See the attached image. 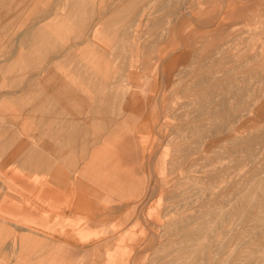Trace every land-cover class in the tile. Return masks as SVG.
<instances>
[{"label":"rangeland","instance_id":"obj_1","mask_svg":"<svg viewBox=\"0 0 264 264\" xmlns=\"http://www.w3.org/2000/svg\"><path fill=\"white\" fill-rule=\"evenodd\" d=\"M0 61V126L39 134L68 172L87 160L58 133L79 113L126 175L71 211L55 180L52 204L24 223L25 243H5L0 264H264V0H5ZM40 92H59L72 113L52 104L36 115ZM45 173L0 158L7 213L54 179Z\"/></svg>","mask_w":264,"mask_h":264},{"label":"crops","instance_id":"obj_2","mask_svg":"<svg viewBox=\"0 0 264 264\" xmlns=\"http://www.w3.org/2000/svg\"><path fill=\"white\" fill-rule=\"evenodd\" d=\"M5 0H0V3H4ZM129 3V6L131 8H136V5L140 0H126ZM72 6V5H71ZM81 6V5H80ZM149 5H144L143 7H147ZM211 13V11H208ZM209 13V15H210ZM84 23H92L90 19L84 18L82 20ZM20 37V35H18ZM16 37V40L19 41L22 38L24 39L23 35L19 38ZM93 37V36H92ZM4 64L0 61V68L4 69ZM9 71V68H8ZM15 86H20V82L24 81L20 79V77H16L13 79ZM20 81L18 84L16 82ZM24 83V82H23ZM25 86V85H24ZM51 87V86H50ZM31 93V92H29ZM60 93L57 92L55 95H50V93L42 94L41 92L39 95H37L38 102L36 103V106L33 111H35L36 115L38 114L40 117L42 115H46L50 112H52V104H58L59 108L61 109V113L70 112L72 106H65L62 105L61 102L63 100L57 99L56 97L59 96ZM85 103V101H84ZM72 104H75V102H72ZM58 108V107H57ZM59 109V110H60ZM85 111H88L89 113L94 112L93 117H96V114L99 112L97 108L91 105V102L88 101V104L86 103L84 107ZM7 110V109H6ZM5 110V111H6ZM65 116V115H64ZM66 119H77L76 123L75 121L66 123L64 127H68L69 131H61L58 133V142L57 143H64L63 146L64 149L73 151V154L71 155V158L74 160L81 159V160H87L83 164V166L75 164L73 168L65 172L62 169H59L58 167L53 168L52 167V160L51 158L42 151L41 145V139L39 134L36 133H29V132H21V133H14L11 132L10 129L4 127L3 125L0 126V132L8 134L10 132V137L5 138V140H2V147L4 149H1L0 158H5L8 161H14L16 160L18 163H20V166L22 168H34V169H45L46 176L49 175L52 178H44L43 180H37L35 181V191H34V197H25L24 200L20 205L12 204L11 206L16 208L17 212L7 213L6 207H8V203L6 199L1 198L2 191L4 189L3 186V180L0 178V250H6L8 249L7 246H5V243H25V233L23 231L24 229V223L25 225L31 223V225L36 224L32 221H29L28 218L34 215H40L44 213L45 211L42 210L41 203L45 202L47 206L51 205L52 202L49 201L50 194L55 192L58 194V189L52 186V183L55 184V180L60 184H65V188L68 190H71V195L67 198H63L64 201V207L71 211V210H78L79 208H92L93 204L91 201H93V198H100L101 190L105 187L97 186V185H104L105 182L112 183V184H118L116 190L119 188V181H121V177H124L126 180V175L118 170V159L116 158L115 153H100V150L97 148L98 145L101 143L102 134L100 132H94L92 131V124L87 121V119L84 118V116L80 115L79 113H73L70 116L67 115ZM86 122H83L85 121ZM84 123V124H83ZM64 125V124H63ZM71 126V127H69ZM91 130V131H90ZM21 136L27 137L26 139L21 138ZM11 138V139H10ZM128 142L130 140L128 139ZM93 146L92 151L88 148V146ZM13 147L12 151H10L9 154H6L9 149ZM35 147V148H34ZM106 158V163H102L101 159ZM105 169V170H104ZM105 177L108 178L107 181H105ZM84 177V178H83ZM87 181V182H86ZM86 182V183H85ZM95 183V187H90L91 184ZM91 191V200H87V191L88 187ZM95 195V196H94ZM53 198V197H52ZM9 214V216H7ZM32 225V226H33ZM37 231L36 229H32ZM31 230V231H32ZM34 232V231H33ZM96 239L98 240L96 243H102L100 239V236L96 234ZM34 239V238H33ZM66 254L60 260H69L72 258V252L71 251L74 246L68 245L66 243ZM87 250V249H86ZM83 252H87V251ZM10 252V250H9ZM31 257H19L18 260L25 264L26 260L29 259L30 261ZM106 261V259H105ZM66 263V262H65ZM96 263H103V259L96 260Z\"/></svg>","mask_w":264,"mask_h":264},{"label":"bare ground","instance_id":"obj_3","mask_svg":"<svg viewBox=\"0 0 264 264\" xmlns=\"http://www.w3.org/2000/svg\"><path fill=\"white\" fill-rule=\"evenodd\" d=\"M2 1H3V0H2ZM96 29H97V28H96ZM36 50H37V49H36ZM257 93H258V92H257ZM122 94H123V93H122ZM10 139H11V138H10ZM83 178H84V177H83ZM263 205H264V204H263ZM263 211H264V210H263ZM262 213H263V212H262ZM260 217L262 218V216H260ZM262 219H264V216H263ZM262 219H261V220H262ZM261 220H260V221H261ZM254 221H258V220H254ZM260 221H259V222H260ZM261 222H262V221H261ZM255 223H257V222H255ZM263 223H264V222H263ZM258 224H259V223H258ZM201 230H204V228H201ZM233 231H234V230H233ZM257 231H258V230H257ZM32 235H33V234H32ZM161 245H162V244H161ZM186 250H187V249H186ZM182 252H183V251H182ZM192 253H193V252H192ZM214 258H215V257H214Z\"/></svg>","mask_w":264,"mask_h":264}]
</instances>
